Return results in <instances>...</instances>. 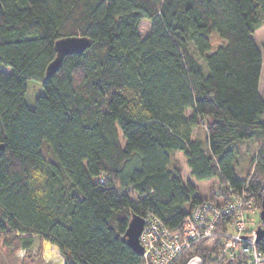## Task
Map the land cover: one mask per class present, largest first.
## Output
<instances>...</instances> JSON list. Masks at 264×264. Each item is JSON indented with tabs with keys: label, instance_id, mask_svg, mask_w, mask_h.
<instances>
[{
	"label": "trees",
	"instance_id": "trees-1",
	"mask_svg": "<svg viewBox=\"0 0 264 264\" xmlns=\"http://www.w3.org/2000/svg\"><path fill=\"white\" fill-rule=\"evenodd\" d=\"M262 25L264 0H0V65L12 70L0 71V238L28 249L38 235L65 264H141L123 238L134 215L177 230L195 205L219 203L183 179L176 153L195 181L217 180L260 210ZM68 37L91 46L46 79ZM29 81L44 89L33 108ZM256 134L241 176L233 144ZM221 247L217 237L198 250L214 264ZM257 247L264 254V238Z\"/></svg>",
	"mask_w": 264,
	"mask_h": 264
},
{
	"label": "built area",
	"instance_id": "built-area-1",
	"mask_svg": "<svg viewBox=\"0 0 264 264\" xmlns=\"http://www.w3.org/2000/svg\"><path fill=\"white\" fill-rule=\"evenodd\" d=\"M212 193L219 198V203L207 200L195 205L177 230L166 227L156 217L144 218L140 236L141 264H206L198 248L206 246L208 241L214 242L217 237L223 238V247L214 264H264V254L257 247L260 225L257 224L250 236L243 232L247 203L253 204L252 201L247 202L234 189L221 184L215 186ZM226 217L231 223L227 231L222 232L219 225Z\"/></svg>",
	"mask_w": 264,
	"mask_h": 264
},
{
	"label": "rangeland",
	"instance_id": "rangeland-1",
	"mask_svg": "<svg viewBox=\"0 0 264 264\" xmlns=\"http://www.w3.org/2000/svg\"><path fill=\"white\" fill-rule=\"evenodd\" d=\"M150 24L148 21H144L141 24L140 27V33L142 37H145L149 31ZM255 41L258 44V46L263 47L264 46V25H262L255 33ZM221 40L217 38L216 36H213L212 38V51H214ZM0 71H4L7 73L12 72V70L8 67H5L3 65H0ZM44 94V89L41 83L35 82V81H29L27 83V93H26V102L28 106L31 108L35 107L36 100ZM191 113L189 112L188 115ZM195 135L204 138L206 136V129L205 128H198L195 130ZM120 138L122 140V145H124V139L123 135L120 134ZM262 138L260 135L256 134V136L253 139L245 140V141H239L235 144H233V149L235 148V151L238 152V165L237 170L238 173L241 176L246 175V172L248 171L250 161L253 157L256 156L257 150L259 145L261 144ZM174 159L176 160L177 164L182 168V177L185 181L189 180L194 185H196L199 189L198 195L202 197H209L212 194V189L215 186H218L219 183L217 180H208L203 182H197L194 180V178L191 176L190 169L187 167L186 159L183 157L182 154L176 153L174 155ZM254 165L250 166L251 172L250 177L252 176L254 172ZM247 203V202H246ZM249 204V205H248ZM247 213L244 216L243 222L245 224V229L243 230L245 235H252L253 231H255V228L257 224L262 226V221L260 219V212L261 209L258 210L257 206L255 204L247 203L246 208ZM238 233H240V230L235 229ZM233 232V231H232ZM219 236L221 234L218 233ZM40 237L38 235H33V242L38 241ZM41 239V238H40ZM216 240V239H215ZM213 242L208 241L206 242V247L212 246ZM51 245L52 247H56L55 245ZM9 247L5 244V241L3 238H0V264H34L35 260L37 262L35 264H44L43 256H33L32 252L29 253V257L25 259V252H21V255L19 256L18 253H9ZM59 254L58 258L62 255L59 248H58ZM17 252V251H15ZM63 256V255H62ZM64 258V256H63ZM61 259V258H60ZM65 260V258H64Z\"/></svg>",
	"mask_w": 264,
	"mask_h": 264
},
{
	"label": "water",
	"instance_id": "water-1",
	"mask_svg": "<svg viewBox=\"0 0 264 264\" xmlns=\"http://www.w3.org/2000/svg\"><path fill=\"white\" fill-rule=\"evenodd\" d=\"M91 46V41L88 38L68 37L56 41L55 51L56 57L54 61L48 66L46 71V79L51 78L60 68L64 58L73 54H82ZM4 150V145L0 144V154ZM260 219L262 226L257 231V242L264 238V193L261 203ZM144 228V219L134 215L128 225L127 231L124 234V240L128 246L138 253L139 256L143 254V248L140 244V236Z\"/></svg>",
	"mask_w": 264,
	"mask_h": 264
},
{
	"label": "crops",
	"instance_id": "crops-1",
	"mask_svg": "<svg viewBox=\"0 0 264 264\" xmlns=\"http://www.w3.org/2000/svg\"><path fill=\"white\" fill-rule=\"evenodd\" d=\"M48 244H51L50 242L48 241H45V240H42V239H38V241H34L32 246L28 249L24 248L23 247V243L20 242L19 246L18 247H15V246H10L9 247V253L12 254L13 253H18V255L20 256L21 255V252H25V259H27L29 257V253L32 252V255L33 256H36V257H40V256H43V259H44V264H65V260L63 258V256L61 255L60 258H49L48 255H47V246ZM17 251V252H15ZM39 258H37L35 260V263L37 262ZM34 263V264H35Z\"/></svg>",
	"mask_w": 264,
	"mask_h": 264
},
{
	"label": "bare ground",
	"instance_id": "bare-ground-1",
	"mask_svg": "<svg viewBox=\"0 0 264 264\" xmlns=\"http://www.w3.org/2000/svg\"><path fill=\"white\" fill-rule=\"evenodd\" d=\"M59 254L58 248L52 247L51 245L47 246V255L49 258H57Z\"/></svg>",
	"mask_w": 264,
	"mask_h": 264
}]
</instances>
